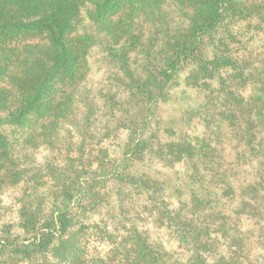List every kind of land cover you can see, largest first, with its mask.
I'll use <instances>...</instances> for the list:
<instances>
[{"label":"trees","instance_id":"trees-1","mask_svg":"<svg viewBox=\"0 0 264 264\" xmlns=\"http://www.w3.org/2000/svg\"><path fill=\"white\" fill-rule=\"evenodd\" d=\"M167 2L173 9L166 8ZM176 16L187 22L171 26ZM244 18L263 29L264 0H0L2 163L14 162L17 139H26L28 134L52 135L73 115L75 103L88 99L83 91L89 71L87 55L95 44L104 46L109 60L123 72L125 85L140 97L129 121L140 123L142 130L136 140L124 141L123 164L92 168L79 155L70 158L69 173L49 167L48 172L60 183L53 209L45 212L40 203L20 204L23 236H6L0 256L5 259L13 254L37 262L38 252L50 250L55 240L80 223L75 208L95 210L100 184L110 176L130 183L138 192L151 189L147 185L158 186L159 181L147 173L131 176L127 172L148 145L141 136L149 117L158 112L159 101L179 72L194 65L192 72L206 78L222 67L235 71L232 81L245 71L252 76L253 86L246 97L231 90L223 92L224 104L230 107L222 115L235 121L236 135L246 141L241 149L236 145L238 156L233 159L217 155L215 144L197 135L158 143L160 158L170 155L169 161H181L185 167L172 178L165 177L166 187L172 189L170 198L177 197V203L164 197V184L149 190L150 200L191 261L260 264L264 255V63L247 67L243 52L234 46V24ZM150 31L164 35L161 47L144 39ZM133 51L139 56H131ZM5 126L12 131L6 133ZM248 151L252 155L245 157ZM250 160L253 164L245 175L252 173L251 180L237 185L235 171L249 166ZM158 197L169 200L168 204ZM244 218L248 227L243 230L238 222ZM136 255L130 257L131 263L173 264L160 243L153 250L139 246ZM98 261L102 259L94 262ZM4 264L12 263L5 260ZM71 264L85 262L76 258Z\"/></svg>","mask_w":264,"mask_h":264},{"label":"rangeland","instance_id":"rangeland-1","mask_svg":"<svg viewBox=\"0 0 264 264\" xmlns=\"http://www.w3.org/2000/svg\"><path fill=\"white\" fill-rule=\"evenodd\" d=\"M165 6L173 9L171 2L165 3ZM182 22L185 24L187 21L176 16L171 26ZM258 26L259 23L250 18L234 24V46L237 52H243L247 67L264 63V28L259 29ZM144 39L157 48L165 41L162 33L153 31L145 33ZM135 53L131 52V56L140 54ZM87 61L89 71L83 91L88 99L75 103L73 115L63 120L50 134L51 137L47 134L29 137L28 134L26 139V136L17 139L13 151L14 164L2 163L3 159H0L1 245L6 241V236L12 239L23 236L18 213L20 204L35 206L40 203L45 212L53 209L60 183L48 172L49 167L64 169L69 173L73 166L70 158L79 155L83 162L90 161L92 168L96 164L107 168L123 164L120 160L124 141L128 138L136 140L138 133L142 132L140 123L129 121V114L133 113L140 97L125 85L123 72L109 60L104 46L95 44L87 55ZM194 69V65L182 69L159 101L158 112L149 117L141 136L148 145L137 159L132 160L127 172L131 176L147 173L159 181L156 187H163L164 184V197H172V189L166 187L165 177L172 178L176 170H184L185 163L169 161L170 155L160 158L157 155L158 143L197 135L215 144L217 155L219 153L222 158L233 159L238 156L236 145L241 149L246 141V137L240 140L236 135L235 121H228L222 115L230 107L224 104L227 97L223 92L231 90L246 97L253 86L252 76L245 71L243 77L232 81L230 77L235 71L222 67L206 78L203 73L194 74ZM3 129H6V133L12 131L8 126ZM239 140L242 143H238ZM251 155L248 151L244 156ZM247 163L249 166L235 171L239 177L237 185L252 178V173L247 177L245 174L251 169L253 161ZM205 173L209 177V172ZM100 185L101 195L95 210L91 212L75 208V218L80 223L55 240L50 250L38 252L37 262L10 254L5 255V259L0 256V264H4L5 260L12 264H40L41 261L47 264H71L76 258H81L85 264H90L92 260L93 264H104V261L106 264H135L136 261L130 262V257L135 256V252L138 256L139 246L146 245L153 250L156 243L162 245L168 261L173 264L205 263L191 261L189 252L166 227L164 215L150 200L151 192L156 188L154 185H147L151 192H138L130 183L118 182L111 176ZM158 199L164 204L169 202L162 197ZM170 201L177 203L178 199L174 197ZM238 225L244 230L248 222L244 218ZM98 259L102 261L94 262ZM209 264H212L211 259ZM260 264H264V255Z\"/></svg>","mask_w":264,"mask_h":264}]
</instances>
